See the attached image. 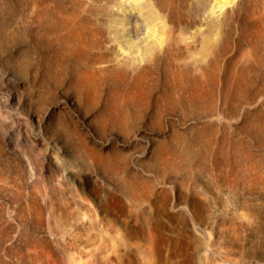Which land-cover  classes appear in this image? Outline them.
<instances>
[{"label": "rangeland", "instance_id": "rangeland-1", "mask_svg": "<svg viewBox=\"0 0 264 264\" xmlns=\"http://www.w3.org/2000/svg\"><path fill=\"white\" fill-rule=\"evenodd\" d=\"M0 264H264V0H0Z\"/></svg>", "mask_w": 264, "mask_h": 264}]
</instances>
